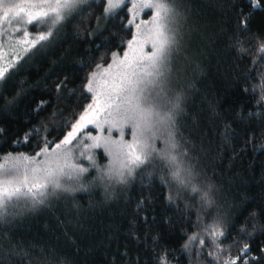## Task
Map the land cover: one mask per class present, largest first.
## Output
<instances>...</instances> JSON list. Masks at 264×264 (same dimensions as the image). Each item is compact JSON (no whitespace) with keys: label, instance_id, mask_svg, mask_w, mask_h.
I'll return each instance as SVG.
<instances>
[{"label":"trees","instance_id":"obj_1","mask_svg":"<svg viewBox=\"0 0 264 264\" xmlns=\"http://www.w3.org/2000/svg\"><path fill=\"white\" fill-rule=\"evenodd\" d=\"M172 2L181 47L168 96L182 97L175 135L200 192L171 181L158 158L107 192L90 169L87 192L59 193L35 210L9 208L0 245L21 255L7 264H264V0H252L256 9L249 0ZM106 4L81 5L0 82V157L34 155L45 138L54 146L89 103L88 75L133 34L125 27L130 2L110 18ZM33 129L28 143H14ZM94 155L108 165L102 150ZM216 228L224 235L214 241Z\"/></svg>","mask_w":264,"mask_h":264},{"label":"snow or ice","instance_id":"obj_2","mask_svg":"<svg viewBox=\"0 0 264 264\" xmlns=\"http://www.w3.org/2000/svg\"><path fill=\"white\" fill-rule=\"evenodd\" d=\"M88 2L89 0H21L20 3L8 6L4 0H0V7L3 8V14L0 15V35L6 32L3 28L5 22L9 25L15 22L28 27L48 28L46 33L41 32L34 38H29L26 27L23 29V37L10 45L23 46V50L13 60L0 66V82L12 79L18 66L17 61L31 54L37 47H45L44 42L54 35L53 30ZM128 2L129 0H107L105 17L118 14V11L127 7ZM249 2L252 3V0ZM252 7L259 8L260 4L252 3ZM146 10L152 11L150 20L136 23L141 13L147 14ZM128 11L132 18L125 27L131 31V27L135 25L136 31L127 41V48L122 55L112 52V62L107 67L97 64L96 71L89 75L84 88L86 94H91L92 101L71 125V130L54 146L53 141L45 138L43 147L34 155L8 153L0 157V223L4 222L11 207L22 205L35 210L44 206L49 197L59 193L89 191L90 186L82 181L90 169L97 171L93 183L102 182L107 192L114 184H126L137 170L157 158L171 169V181L181 188L190 187L193 193L200 192L198 186L192 183V168L185 166L183 158L187 153L180 152V143L175 135L176 118L183 111L182 97L178 94L174 99H169L168 96L173 58L181 47L177 27L180 14L174 8L172 0H135ZM14 31L18 34L21 28ZM11 39L9 36L6 43ZM3 46L0 44V48ZM120 46L123 47V44ZM6 55L0 53V61L5 60ZM98 77L102 79L98 80ZM60 87L61 85H57V89ZM93 130L98 134L93 135ZM126 130L131 132L130 140L125 138ZM38 131L33 129L22 141L16 140L14 143H28L33 133ZM116 132L119 133V138L113 139ZM161 140L165 145L163 149L156 147ZM97 149H102L110 158L108 165L103 168L95 159ZM81 157L87 159L88 167L79 163ZM67 181L76 182L78 188H72ZM161 181L168 183L163 177ZM202 199L206 203H212L207 192L202 194ZM168 200L171 202L172 197H168ZM143 203L142 200L138 207H142ZM211 235L215 241L224 233L216 228ZM195 239L196 236H192L189 242ZM248 247L245 244L241 251ZM19 255L21 253H17L14 247L5 251L3 245H0V264H7L10 256ZM225 264H235V260L226 261Z\"/></svg>","mask_w":264,"mask_h":264},{"label":"rangeland","instance_id":"obj_3","mask_svg":"<svg viewBox=\"0 0 264 264\" xmlns=\"http://www.w3.org/2000/svg\"><path fill=\"white\" fill-rule=\"evenodd\" d=\"M106 1H107V0H106ZM20 2H21V0H4V3L7 4L8 6H11V4H13V3H20ZM129 2H130V4H129V6H128V9L132 7V3H134L135 0H130ZM106 6H107V4H106ZM127 11H128V10H127ZM146 11H147V10H146ZM2 14H3V8L0 7V15H2ZM128 15H129V19H131V18H132V14L129 13V11H128ZM151 15H152V11H147V14H146V15H145L144 13H141L140 16L137 18L136 23H141V21H144V20H150ZM25 19H26V18H25ZM25 27L27 28V31L29 32V38H34L35 36L39 35L41 32H45V33H46V32L48 31L47 26H44V27H43V28H45L44 31H41V30H39L40 28H42V27H40V26L28 27V26H26V25H21V24L15 23V22H13L11 25H9L7 22H5L4 25H3V28L6 29V32H5L4 35H0V44H3V45H4L2 48H0V53H6L7 55H6L5 60L0 61V66H3V65H5L8 61L13 60L16 56H18L19 52L23 50V46L16 45L15 47H10V45L15 44V42H16L17 40H19V39H21V38L23 37V29H24ZM16 28H21V31H20L18 34H16L15 31H14ZM132 30H133V32L136 31V29H135V25L132 26ZM9 36H11L12 39H11L10 42L6 43V41H8V37H9ZM126 48H127V45H126L125 49L120 53L121 55H122L123 52L126 50ZM111 62H112V58H111V60L109 61V63H111ZM109 63H108V64H109ZM108 64H107V65H108ZM107 65H104L103 67H107ZM93 71H96V67H95V69H93ZM93 71H92V72H93ZM92 72H91V73H92ZM91 73H90V74H91ZM90 74H89V75H90ZM89 75H88V78H89ZM97 79L100 80V79H102V78H101V77H98ZM87 81H88V79H87ZM86 84H87V83H86ZM91 101H92V97H91V94H90V101H89V103H90ZM82 112H83V111H82ZM79 116H80V115H79ZM79 116L76 118V120L79 119ZM76 120H75L73 123H75ZM73 123H72V124H73ZM70 130H71V126H70L69 131H70ZM66 134H67V133H66ZM66 134H65V135H66ZM92 134H93V135H97L98 133H97V131L93 130V131H92ZM104 135H107V133H104ZM118 138H119V133L116 132V133L113 135V139H118ZM125 138H126V139H129V140L131 139V132H130V130H126V137H125ZM62 139H63V138H62ZM86 142H87V143H91V141H86ZM58 143H59V142H58ZM100 150H102V149H100ZM102 151H103V150H102ZM103 153L106 154L104 151H103ZM77 155H79L78 152H77ZM106 155H107V154H106ZM107 157H108V156H107ZM109 159H110V158L108 157V160H109ZM86 162H88L87 159L84 158V157H81L79 163H81L82 166H84V164H85ZM87 164H89V162H88Z\"/></svg>","mask_w":264,"mask_h":264},{"label":"clouds","instance_id":"obj_4","mask_svg":"<svg viewBox=\"0 0 264 264\" xmlns=\"http://www.w3.org/2000/svg\"><path fill=\"white\" fill-rule=\"evenodd\" d=\"M66 183L69 184L72 188H78V185H77L76 182L67 181ZM98 183H99V185H100L101 187L104 188V185H103L102 182H98ZM104 189H105V188H104Z\"/></svg>","mask_w":264,"mask_h":264}]
</instances>
